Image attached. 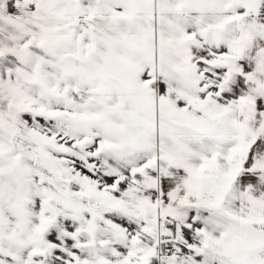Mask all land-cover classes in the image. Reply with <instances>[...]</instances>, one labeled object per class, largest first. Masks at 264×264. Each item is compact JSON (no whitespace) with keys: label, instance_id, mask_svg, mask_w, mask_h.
<instances>
[{"label":"snow or ice","instance_id":"obj_1","mask_svg":"<svg viewBox=\"0 0 264 264\" xmlns=\"http://www.w3.org/2000/svg\"><path fill=\"white\" fill-rule=\"evenodd\" d=\"M0 264H264V0H0Z\"/></svg>","mask_w":264,"mask_h":264}]
</instances>
